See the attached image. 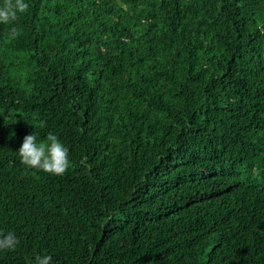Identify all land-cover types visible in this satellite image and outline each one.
<instances>
[{
    "label": "trees",
    "instance_id": "obj_1",
    "mask_svg": "<svg viewBox=\"0 0 264 264\" xmlns=\"http://www.w3.org/2000/svg\"><path fill=\"white\" fill-rule=\"evenodd\" d=\"M26 3L0 23V264H264V0ZM33 131L64 174L21 163Z\"/></svg>",
    "mask_w": 264,
    "mask_h": 264
},
{
    "label": "clouds",
    "instance_id": "obj_2",
    "mask_svg": "<svg viewBox=\"0 0 264 264\" xmlns=\"http://www.w3.org/2000/svg\"><path fill=\"white\" fill-rule=\"evenodd\" d=\"M29 5L26 0H14L0 7V23L8 24L17 19V14L27 11ZM21 163L27 169H36L52 175L64 174L70 166L69 150L53 133H48L46 141H41L33 131L24 137L23 143L17 151ZM16 241L11 234L0 241V247L14 246ZM50 257L38 256L36 264H49Z\"/></svg>",
    "mask_w": 264,
    "mask_h": 264
}]
</instances>
